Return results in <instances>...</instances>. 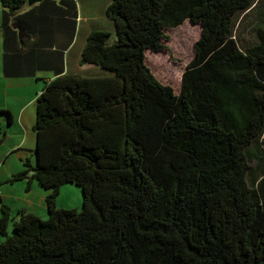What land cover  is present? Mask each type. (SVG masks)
Returning <instances> with one entry per match:
<instances>
[{
	"label": "trees",
	"instance_id": "1",
	"mask_svg": "<svg viewBox=\"0 0 264 264\" xmlns=\"http://www.w3.org/2000/svg\"><path fill=\"white\" fill-rule=\"evenodd\" d=\"M259 1L112 0L116 41L94 29L80 59L106 74L83 76L64 59L77 0L26 12L29 0H2L4 74L55 77L36 100L37 164L27 158L9 179L37 180L48 216L3 205L0 264H264L261 6L255 42L236 36L237 17ZM187 21L202 34L176 93L146 51L166 49V30ZM57 32L66 47L45 51ZM68 183L83 189L82 209L58 205Z\"/></svg>",
	"mask_w": 264,
	"mask_h": 264
},
{
	"label": "rangeland",
	"instance_id": "2",
	"mask_svg": "<svg viewBox=\"0 0 264 264\" xmlns=\"http://www.w3.org/2000/svg\"><path fill=\"white\" fill-rule=\"evenodd\" d=\"M111 1L112 0H77L80 11L82 5L84 6V10H85L84 11L85 13H83V18H82L83 28L86 26L91 30L93 28H108L107 26H109V23L107 25V22L109 18L106 16V13H103L101 11H103L104 6H107ZM40 3L41 2H38L37 4L39 5ZM260 6L264 10V0H260L257 8H255L252 12L248 14L241 13L237 17L236 36L242 46L250 45L254 43L256 40V29L260 21L259 14L262 12L260 11ZM3 12H4V6L2 0H0V69H1V62L3 61L4 39H5ZM84 18H86L87 20L86 19L84 20ZM166 32L170 36V39L164 42L167 48L159 52H152L150 50H147L146 62L153 71V73L155 74V76L158 78V80H160L164 84L171 85L175 89V92L179 93L182 85L183 74L186 71L189 63L195 57V44L201 37L202 28L199 24H195L192 21H187L178 28L167 29ZM116 38L117 36L115 37V35H113L111 37V42H115ZM79 46L80 44L74 48L72 54H76L75 52L78 50ZM43 72L45 73L50 71H43ZM43 72L41 71L40 73ZM5 89L6 88L4 87V84L0 79V98L2 94H4ZM9 91L11 93L12 92L14 93L17 90L10 88ZM0 116H5L7 120L6 123H4L3 125L4 127L1 126L2 131L4 132L3 134H5L8 130L6 142L2 147H0V158H1L7 154L8 147L16 140L18 141V137L21 136V138H23L25 134L16 126H8L9 122H8L7 113L2 114ZM0 125H2V123ZM1 138L2 135H0V139ZM27 158L31 159L33 165L37 164L36 134L34 127L31 128L29 131V137L27 139V145L25 146V148L12 151L10 155V159H13L11 164L14 161L18 160L20 161L22 167L24 165V169H25V160ZM257 165L258 162L256 159L253 160L250 164L253 170L257 168ZM31 174H33V171H31ZM35 181L37 187H39V189L43 191V193L44 192L48 193L47 190L41 188L37 180ZM25 182L26 185L24 184ZM25 182L20 181L14 187L18 188L20 187V185H25L23 189L27 190L26 186L28 185V181L25 180ZM20 192L21 190L19 189V194L22 195L23 191L22 193ZM34 197L29 196L27 198L28 205L30 204L31 200H34ZM43 200L45 201L44 198ZM46 204L47 203L45 201L43 205L47 210ZM58 205L63 208L66 207V208L82 209L84 205L83 189L75 184H71V183L65 184L61 188L60 195L58 197ZM12 208L13 209L16 208V205H13ZM13 209H12V213L14 215H18L19 209H14L15 211ZM43 216L45 217L46 215ZM1 240L2 239H0V244H1Z\"/></svg>",
	"mask_w": 264,
	"mask_h": 264
},
{
	"label": "crops",
	"instance_id": "3",
	"mask_svg": "<svg viewBox=\"0 0 264 264\" xmlns=\"http://www.w3.org/2000/svg\"><path fill=\"white\" fill-rule=\"evenodd\" d=\"M41 2V1H39ZM38 2L30 5L28 4L26 6V9L23 10V12H26L28 10L34 9ZM110 4V3H109ZM104 6L103 13H106L107 15V8L109 6ZM84 6H81V11L78 5V12H79V19H78V32L76 34V37L71 44V46L65 50L64 53V59H65V65H66V72L67 73H73L83 76H95V75H104L106 72L102 70L100 67L96 65H81L80 59H81V53L82 50L86 44L87 37L89 33L94 29H104L108 30L112 33V36L115 35V25L110 18L108 19L107 25L109 23L108 28H93L92 30L86 27L83 28L82 21H83V13L84 12ZM87 11V10H86ZM86 18H84L85 20ZM87 20V19H86ZM110 27V28H109ZM111 29V30H110ZM79 37V38H78ZM67 36L60 34L59 32L56 33V36L53 38V46H44L43 49L45 51H53V50H60L65 48L64 43H67L66 41ZM78 50L75 52L76 54H72L73 50L77 45H79ZM82 69V70H81ZM0 79L4 84L5 92L2 94L0 98V111L1 110H9L11 111L13 115L12 122L9 123L8 126H16L18 129L23 131L25 136L23 138L18 137V141L16 140L14 143H12L8 147V152L6 155L0 158V218L2 217V208L3 205H7L10 208L13 207V205H16V208L14 209H26L30 212H34L42 217L43 215L48 216V208L46 210L43 203L46 201V193L41 191L39 187L36 185V181L33 180L31 184L28 183L27 190L23 189L26 185H20V187H14L17 185L18 182L11 183L9 179L16 173L24 170L23 167L20 164V161H14L12 164V160L10 159V155L12 151H16L18 149L25 148L27 145V139L29 137V131L31 128L35 127L36 122V100L38 95L43 89L44 80L43 79H53L55 77L54 72H43L40 73V71L36 74V76H25V77H7L4 74V67H3V61L1 62V69H0ZM16 89V92H10L9 89ZM12 94V95H11ZM2 115V114H0ZM5 116H0V124L2 123V127H4V123H6ZM8 134V130H7ZM7 135L1 141L0 139V147H2L6 142ZM19 186V185H18ZM14 187V188H13ZM19 189L21 190L19 194ZM48 194V193H47ZM35 195V197H34ZM29 196H33L34 200L30 201V204L27 203V198ZM45 199V201L43 200ZM47 206V204H46ZM13 209V208H12ZM13 209V210H14ZM15 211V210H14ZM14 215V214H13ZM45 216V217H46Z\"/></svg>",
	"mask_w": 264,
	"mask_h": 264
},
{
	"label": "water",
	"instance_id": "4",
	"mask_svg": "<svg viewBox=\"0 0 264 264\" xmlns=\"http://www.w3.org/2000/svg\"><path fill=\"white\" fill-rule=\"evenodd\" d=\"M39 1H42V0H29V4L32 5L36 2H39ZM194 23V22H193ZM196 24V23H195Z\"/></svg>",
	"mask_w": 264,
	"mask_h": 264
}]
</instances>
